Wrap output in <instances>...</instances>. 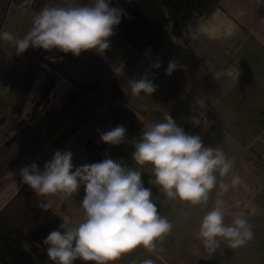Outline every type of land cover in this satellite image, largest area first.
<instances>
[{
  "label": "crops",
  "instance_id": "0c3cea01",
  "mask_svg": "<svg viewBox=\"0 0 264 264\" xmlns=\"http://www.w3.org/2000/svg\"><path fill=\"white\" fill-rule=\"evenodd\" d=\"M67 2L33 0L21 7L22 0H0V32L23 38L32 27L33 11ZM195 36L181 42L164 24L154 46L158 40L162 43L149 60L113 30L107 49L84 51L63 69L55 67L63 61L54 59L55 48L29 47L17 54L11 42L0 39V208L21 187L33 191L22 183L21 168L35 163L43 170L56 150H70L75 168L96 163L99 150L142 172L143 185L151 190L159 214L173 225L156 242L154 252L138 247L114 264H141L145 259L154 264H264V0H221L211 14L198 18ZM173 60L178 67L166 76ZM156 62L159 68L152 67ZM229 67L238 68L237 78H217ZM146 73L157 90L150 96L141 93L142 99L133 97L128 82ZM112 80L118 85L113 100ZM199 100L205 102L204 109L196 105ZM200 111L211 122L209 127L190 122ZM166 115L186 133L199 135L204 146L220 147L233 159L227 177L216 173L218 184L206 206L173 200L157 185L146 186L151 166H138L132 158L143 123L162 121ZM117 125L126 128L124 142H101L100 135ZM233 175L241 177L242 185L221 192L219 181L230 183ZM84 194L81 186L68 200L36 195L42 202L52 199L54 211L78 222ZM217 199L225 202L226 224L242 215L252 225L253 238L242 247L231 248L221 241L212 252L203 246L199 222ZM46 248L42 244V264H53ZM73 264L85 262L77 259Z\"/></svg>",
  "mask_w": 264,
  "mask_h": 264
},
{
  "label": "clouds",
  "instance_id": "9594fccd",
  "mask_svg": "<svg viewBox=\"0 0 264 264\" xmlns=\"http://www.w3.org/2000/svg\"><path fill=\"white\" fill-rule=\"evenodd\" d=\"M33 0H22L21 7ZM124 11L110 7V0H92L79 4L69 0L61 4H45L38 12L33 11L31 29L23 38H16L8 31L0 32V39L11 42L17 54L29 47L43 50L58 49L78 56L82 51L109 47L108 37L120 23ZM186 34L195 39V29L185 25ZM156 62L152 65L159 68ZM178 67L170 61L165 75L170 76ZM237 78V67H229L220 76ZM131 95L144 98L153 94L157 87L148 79L147 73L138 80L128 82ZM204 109L205 102H195ZM194 126L209 127L205 112L190 117ZM126 128L117 125L100 135V141L109 145L124 142ZM132 158L136 165H150L154 180L152 184L163 190L173 200L192 206H206L210 192L217 187L218 178L227 177L234 166L220 147H206L199 135L188 134L177 126L169 115L162 121L143 123L142 135L135 140ZM22 183L28 185L38 196H59L68 200L78 193L81 186L84 196L80 202L82 219L65 221L51 231L43 240L46 255L53 264H73L77 259L85 264H114L122 255L138 247L149 252L156 250V242L172 231L173 225L159 214L152 192L144 187L142 172L128 168L121 162L105 158L100 162L74 168L70 150H56L43 165L35 163L20 169ZM239 175H233L230 183L219 181L221 192L241 186ZM54 201L47 199L40 207L47 211ZM199 238L205 248L215 252L221 241L231 248L245 245L253 238L252 225L242 215H236L231 224L225 223V202L217 199L215 206L207 211L199 222ZM141 264H154L151 259Z\"/></svg>",
  "mask_w": 264,
  "mask_h": 264
},
{
  "label": "trees",
  "instance_id": "16d2710c",
  "mask_svg": "<svg viewBox=\"0 0 264 264\" xmlns=\"http://www.w3.org/2000/svg\"><path fill=\"white\" fill-rule=\"evenodd\" d=\"M221 0H110V7L122 9L120 23L114 31L130 45L138 49L146 58L153 59L160 47L156 39L160 28L169 24L170 31L181 42H187L191 36L186 34L185 25L191 24L196 30L199 17L211 14ZM84 0L81 4L91 3ZM149 48L154 50L149 53ZM148 49V50H147ZM64 53L56 49L53 60L56 69H63L83 55ZM112 100L118 93V85L111 81ZM110 158L96 151L95 161ZM112 159V158H111ZM154 176L146 183L149 186ZM42 201L33 191L21 187L0 208V264H42L45 253L41 246L47 235L58 229L67 219L52 208L45 211L40 207ZM28 243L31 244L28 246Z\"/></svg>",
  "mask_w": 264,
  "mask_h": 264
}]
</instances>
